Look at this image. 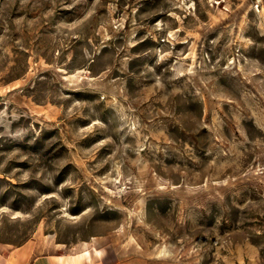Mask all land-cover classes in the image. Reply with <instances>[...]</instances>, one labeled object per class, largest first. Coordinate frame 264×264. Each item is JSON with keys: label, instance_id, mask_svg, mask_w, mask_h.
<instances>
[{"label": "rangeland", "instance_id": "rangeland-1", "mask_svg": "<svg viewBox=\"0 0 264 264\" xmlns=\"http://www.w3.org/2000/svg\"><path fill=\"white\" fill-rule=\"evenodd\" d=\"M264 264V0H0V245Z\"/></svg>", "mask_w": 264, "mask_h": 264}, {"label": "crops", "instance_id": "crops-1", "mask_svg": "<svg viewBox=\"0 0 264 264\" xmlns=\"http://www.w3.org/2000/svg\"><path fill=\"white\" fill-rule=\"evenodd\" d=\"M80 242L72 245L58 243L46 236L34 238L18 246L0 245V264H120V249L110 242ZM94 250L101 251L98 257Z\"/></svg>", "mask_w": 264, "mask_h": 264}, {"label": "bare ground", "instance_id": "bare-ground-1", "mask_svg": "<svg viewBox=\"0 0 264 264\" xmlns=\"http://www.w3.org/2000/svg\"><path fill=\"white\" fill-rule=\"evenodd\" d=\"M94 253L100 257V255L102 254L101 251L99 250H94ZM88 255V252L87 251H84V254H81L80 256H78L76 259H75V263L76 264H79L81 262V260L83 259V256H86Z\"/></svg>", "mask_w": 264, "mask_h": 264}]
</instances>
